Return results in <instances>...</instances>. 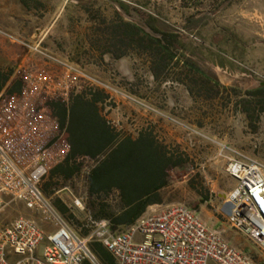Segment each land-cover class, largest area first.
I'll use <instances>...</instances> for the list:
<instances>
[{
    "label": "rangeland",
    "instance_id": "374dc122",
    "mask_svg": "<svg viewBox=\"0 0 264 264\" xmlns=\"http://www.w3.org/2000/svg\"><path fill=\"white\" fill-rule=\"evenodd\" d=\"M0 27L114 89H84L72 98L97 93L111 126L134 138L151 135L179 164L170 171L165 205L197 210L203 196L218 206L235 185L230 158L264 163V0H69L65 7L63 0H0ZM0 68L22 76L46 66L0 37ZM79 164L85 176L95 162ZM46 182L55 189L56 180ZM6 201L0 232L21 217L53 231L22 202ZM72 213L80 221L86 214ZM214 215L225 221L222 211ZM226 227L229 243L264 264L257 245Z\"/></svg>",
    "mask_w": 264,
    "mask_h": 264
},
{
    "label": "built area",
    "instance_id": "2783aa9c",
    "mask_svg": "<svg viewBox=\"0 0 264 264\" xmlns=\"http://www.w3.org/2000/svg\"><path fill=\"white\" fill-rule=\"evenodd\" d=\"M0 37L23 46L46 66L22 74L19 96H0V215L9 196L53 228L46 234L33 219L15 220L0 232V264H100L92 242L101 243L116 264H257L229 243L222 231L208 226L197 210L183 204L147 213L123 232L112 231L108 221H97L88 235L78 234L42 188L71 151L66 130L48 105L69 104L84 89H114L40 44L25 43L1 27ZM235 156L227 165L235 186L225 197L231 205L226 222L264 254V163ZM75 205L80 207L81 202L76 200Z\"/></svg>",
    "mask_w": 264,
    "mask_h": 264
},
{
    "label": "trees",
    "instance_id": "16d2710c",
    "mask_svg": "<svg viewBox=\"0 0 264 264\" xmlns=\"http://www.w3.org/2000/svg\"><path fill=\"white\" fill-rule=\"evenodd\" d=\"M23 87L20 74L0 68V96H19ZM91 96L88 99L85 94H79L71 98L69 104L57 101L49 103L53 115L66 130L71 151L68 158L56 166L48 177L60 176L66 182L81 171V164L70 165L72 160H94L95 165L87 175L90 199L109 195L114 189L120 191L127 203L131 202L132 194H138L140 198L138 204L124 212L111 211L104 205L94 210V203L87 204L93 219H106L112 231L123 232L146 213L149 205L160 201V192L170 185V171L179 164L172 162V158L151 135L139 133L134 138L118 132L102 115L98 107L101 98L95 92H91ZM51 186V183H43V191L49 194ZM206 198L202 196L195 207L203 204ZM55 205L65 219L79 229L82 236L91 232L92 224L78 220L60 200ZM91 247L103 264H116L101 243L92 242Z\"/></svg>",
    "mask_w": 264,
    "mask_h": 264
},
{
    "label": "crops",
    "instance_id": "0c3cea01",
    "mask_svg": "<svg viewBox=\"0 0 264 264\" xmlns=\"http://www.w3.org/2000/svg\"><path fill=\"white\" fill-rule=\"evenodd\" d=\"M68 1L69 0H63V7H65V5L67 4ZM60 14H62V13H60ZM84 159L95 162L94 160H92L90 158H79L76 160L77 162L72 160L70 162V165H78L79 160H84ZM93 166H91L88 169L85 176H83L82 171H80L79 174L75 173V175L73 177H71L69 180H67L66 182H64L63 178L60 176H55L53 178L48 177L44 182H46L48 180L53 182L54 180H56L57 181L55 183L56 187H55V189L51 188L48 192L49 194L45 193V191H44V193L46 194L47 197H49L52 200L54 205H55V202L57 200H60L62 202V204H64L71 212H73V209H79L80 211L86 212L85 218L81 221L82 222L86 221L90 224L98 221L96 219H93L91 217V214L89 213L90 211H89L88 205L90 203L95 204L94 210H98L99 206L104 205V206H107L108 207L107 209H109L111 211L124 212V211L129 210L132 206H134L135 204H138L140 202V198H138V194H132L131 202H129V203L125 202V200L122 198L121 193L118 189H114L109 195L100 196L99 199H97L96 197L90 199L89 195H88L87 175ZM234 186H233V188H234ZM165 190H166V188H164L160 192V201H158L155 204L149 205L146 209L145 214L150 213L152 211L160 210L163 207L167 206V205H165L167 203V201L164 198ZM64 192H66V193H64ZM62 193H64L66 195L67 200L63 199L60 196V194H62ZM225 197L226 196H222V197L219 196L220 200H222V203L220 205L218 204V206H216V203L213 201L212 198H206V201L203 204L199 205L197 211L202 212L203 221L205 223H207L208 225L211 224V227L214 229H217L216 227L222 223L223 227L220 229H217V230L222 231L224 234V237L227 239V238L231 237L230 235L227 234L228 228L226 227V225H227L226 220H227V216L230 214L231 205L226 203ZM76 200H79L81 202L80 207H77L75 205ZM168 205H170V204H168ZM55 207H56V205H55ZM209 207L211 209H209ZM217 210L222 211L223 218L225 221H222L219 217L214 215V212H217ZM99 221H108V220L102 219Z\"/></svg>",
    "mask_w": 264,
    "mask_h": 264
},
{
    "label": "water",
    "instance_id": "95a60500",
    "mask_svg": "<svg viewBox=\"0 0 264 264\" xmlns=\"http://www.w3.org/2000/svg\"><path fill=\"white\" fill-rule=\"evenodd\" d=\"M263 85H264V83H263Z\"/></svg>",
    "mask_w": 264,
    "mask_h": 264
}]
</instances>
